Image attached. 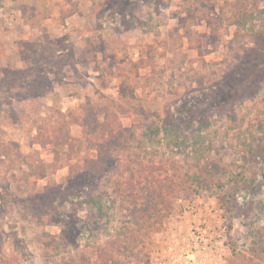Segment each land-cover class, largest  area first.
I'll list each match as a JSON object with an SVG mask.
<instances>
[{"label":"rangeland","instance_id":"obj_1","mask_svg":"<svg viewBox=\"0 0 264 264\" xmlns=\"http://www.w3.org/2000/svg\"><path fill=\"white\" fill-rule=\"evenodd\" d=\"M149 170L130 264H264V0H0V264H98Z\"/></svg>","mask_w":264,"mask_h":264},{"label":"trees","instance_id":"obj_2","mask_svg":"<svg viewBox=\"0 0 264 264\" xmlns=\"http://www.w3.org/2000/svg\"><path fill=\"white\" fill-rule=\"evenodd\" d=\"M236 23L241 25L239 21ZM150 129H152V127H150ZM164 131L167 133L168 130L165 129ZM202 170L204 171V169ZM133 179L134 178L129 177L127 180V184L131 183V186L127 188L129 193L126 194V200L129 203L127 206L129 210L128 215L134 226L128 225L121 228L117 233V236L121 235V237H116L114 240L109 241L104 247L99 248V253L97 255L99 259L98 264H130L134 262V260L139 261L138 254H135L134 250L140 245L141 241L138 239L140 232L143 228L150 230L158 227L162 218L169 213L171 202L169 199H166L169 192L165 193L163 190L165 187L169 188L170 186L166 178H157L153 175V172L149 170L146 172L143 186L136 192H134L132 185ZM137 182L140 184L142 183L140 179ZM99 203V200L93 199L92 204L98 205V209L101 210ZM128 250V255L124 256L123 252ZM261 251L264 252V241H262ZM138 253L140 252L138 251ZM127 259L128 261H126Z\"/></svg>","mask_w":264,"mask_h":264}]
</instances>
